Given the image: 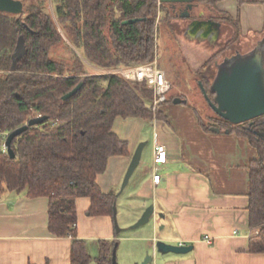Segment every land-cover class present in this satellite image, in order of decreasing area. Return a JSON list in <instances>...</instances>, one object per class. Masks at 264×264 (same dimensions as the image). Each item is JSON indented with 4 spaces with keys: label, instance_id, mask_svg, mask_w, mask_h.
Segmentation results:
<instances>
[{
    "label": "trees",
    "instance_id": "obj_1",
    "mask_svg": "<svg viewBox=\"0 0 264 264\" xmlns=\"http://www.w3.org/2000/svg\"><path fill=\"white\" fill-rule=\"evenodd\" d=\"M19 1L22 14L0 12V132L10 133L31 118L46 119L13 138V158L0 150V196L24 191L27 198H46L49 233L71 239L69 264H90L86 243L77 237L76 200L89 199V216L112 217L116 195L101 191L96 179L105 171L110 157L129 154L128 143L113 131L114 121H151L161 113L154 111L153 93L145 82L126 80L119 74H96L88 64L116 69L152 62L157 48V16L164 11L157 0H50L52 13L47 9L48 0ZM197 1L215 18L233 21L216 9L220 0ZM164 16L159 24L163 22L172 33L175 16L168 8ZM136 18L140 20L122 23ZM233 24L238 33L237 21ZM19 36L24 38L27 54L12 71L11 54ZM237 39L236 34L216 55L231 50ZM170 55L168 63L177 67L174 52ZM216 55L207 64L215 62ZM208 72H196L200 80L195 82L211 98L208 87L215 72ZM167 80L171 88L165 101L171 102L185 92L168 73ZM79 82L80 89L62 100ZM170 91L174 94L171 97ZM192 108L203 131H227L247 139L256 150L257 157L248 165L247 211L248 225L258 233L249 239L248 250L262 254L264 139L258 130L264 128V115L231 124L213 111L207 115L195 104ZM114 243L98 241V264H111Z\"/></svg>",
    "mask_w": 264,
    "mask_h": 264
},
{
    "label": "crops",
    "instance_id": "obj_2",
    "mask_svg": "<svg viewBox=\"0 0 264 264\" xmlns=\"http://www.w3.org/2000/svg\"><path fill=\"white\" fill-rule=\"evenodd\" d=\"M215 7L238 23V33L234 28L231 38L226 40L231 41L237 34L232 49L246 53L264 37V0H220ZM214 19L219 24L218 30L208 32L207 26L195 24L182 33L186 41L200 45L203 50H218L228 32L227 22ZM203 43L210 47H202ZM178 99L181 102H174ZM192 105L184 97L162 102L154 109L161 116L150 121L149 133L142 119L117 118L114 121L113 131L128 143L129 154L110 157L96 182L104 193H117L135 149L144 142L139 164L124 188H127L124 198L133 200L135 211L122 229L136 222L151 204L154 216L146 227L147 235L144 231L119 237L112 217L89 216V199L78 198L76 231L86 247L87 241L95 240L97 243L115 241L118 245L122 240L142 242L145 246L141 245L139 258L133 260L139 264L145 252L152 253L153 244L159 240L173 245H191L192 249L181 255H156V264H264V253L254 254L248 250L249 239L258 233L257 229L249 227L247 211L248 165L257 157L256 150L247 139L235 134L203 131ZM258 133L264 139V128ZM156 144L163 145L167 154L165 164L158 171V184L152 182L151 170ZM47 222L46 198H27L24 191L1 195L0 264H69L71 239L52 236Z\"/></svg>",
    "mask_w": 264,
    "mask_h": 264
},
{
    "label": "water",
    "instance_id": "obj_3",
    "mask_svg": "<svg viewBox=\"0 0 264 264\" xmlns=\"http://www.w3.org/2000/svg\"><path fill=\"white\" fill-rule=\"evenodd\" d=\"M160 3L170 4H186L181 18H189V11L192 9L194 0H158ZM0 12H5L13 15H19L23 12V5L19 0H0ZM139 18L125 20L123 24H130L139 21ZM200 26H207L208 32L218 30L219 24L213 20L195 21ZM195 23L193 22L191 27ZM27 54L25 41L23 36L17 38L14 50L11 54V66L13 71L17 68V64L22 61ZM82 82H79L71 91L66 93L62 100L68 99L75 94L81 87ZM209 93L212 95L208 98L205 90L201 87V92L206 99L210 109L222 119L231 124H241L250 121L256 117L264 115V37L258 40L255 46L246 53L235 52L229 57L223 58L222 61L215 63V74L208 87ZM178 103L181 100H175ZM150 108V105H147ZM45 117L31 118L21 127L8 133L5 139L7 146V155L14 157L13 151L10 148L11 141L14 137L21 134L28 127L42 123ZM214 132H219V129L214 128ZM226 133H228L226 131ZM145 143H140L135 149L125 175L123 177L120 192L128 184V181L134 170L139 164L141 152ZM154 216L153 205L147 206L139 219L131 226L132 228L148 224ZM112 219L116 232L118 228L116 221V207L112 209ZM116 249L115 242L111 251V264H116ZM191 245H173L164 241H156L153 244V252H145L142 261L139 264H156V255L165 254H186L191 251Z\"/></svg>",
    "mask_w": 264,
    "mask_h": 264
},
{
    "label": "rangeland",
    "instance_id": "obj_4",
    "mask_svg": "<svg viewBox=\"0 0 264 264\" xmlns=\"http://www.w3.org/2000/svg\"><path fill=\"white\" fill-rule=\"evenodd\" d=\"M203 6V5H202ZM47 9L52 13V4L51 1L48 0L47 3ZM205 10V9H204ZM197 10H194V14L196 13ZM206 11V10H205ZM210 15L209 12L206 11L205 14L203 15ZM163 15L166 16L165 11L161 15L158 14L157 16V21H156V26L159 25V27L156 30L155 33V43L157 45L156 48V63L159 69L163 70L165 73V76H167V73L169 74L171 80L177 84V87L181 88L184 90V94L181 97L187 98L190 103L195 104L197 106V109H203L202 114H207V115H212V110L210 109L209 106L205 103L202 92H201V85L195 82L196 79L200 80V74H207L208 70L210 73L213 74L215 72V66L214 63L220 62L223 60L225 57H229L233 55L235 52H240L238 49L234 47V49L228 50L226 52H221L218 55V51L223 49V46L226 40H229L231 38V35L233 33L234 29V21L233 20L231 23L227 22L226 28L228 32L226 35H224V40L221 42V46L219 47L218 50L215 49H205L203 50L200 49V45L198 46L196 43H188L186 41V38L183 36L182 31L188 24V20L184 19H177V20H171V25L173 32L171 33L167 29V25L163 24V22H160L159 24V19H163ZM164 16V17H165ZM175 29V30H174ZM241 39V38H240ZM225 41V42H224ZM223 44V45H222ZM218 45V44H215ZM202 47H210L208 46L207 43H203ZM242 49H244L243 44L241 45ZM170 51L174 52V61L177 62V67H173L168 63V58L171 57ZM216 55L215 62H210L207 64V59L209 58L210 55ZM211 58V56H210ZM153 59V60H154ZM207 60V61H206ZM206 61V62H205ZM212 61V60H211ZM203 64L209 65L205 66L206 70H204L202 67ZM201 72L200 74L196 75V72ZM208 72V73H209ZM175 89V88H174ZM176 94V93H175ZM173 92L169 94V97L173 96ZM121 121V120H119ZM146 124V132L149 133V131L152 129V122L144 120ZM149 148V145L147 146L146 149ZM0 150H1V145H0ZM146 155V150L145 154ZM151 161V158L149 159V162ZM127 189V188H126ZM125 189V190H126ZM124 190V189H123ZM124 190V191H125ZM120 192V189L115 195H118V198L116 200L117 207H116V221L118 228L121 230L118 232L119 237H126V236H134L137 234H140L145 231L144 234L147 235V230L146 227L150 225V223L145 224L143 226H140L139 228L132 229V225H129L125 229H122L123 223L128 222V218L130 216H133L135 208H134V202L131 198H124L126 195V191ZM114 193V192H113ZM122 193V194H121ZM123 198V200H121ZM124 223V224H125ZM115 229V227H114ZM116 231V229H115ZM117 243V249H116V264H135L136 261H133L134 258H139L143 248L142 246H145L144 243L140 242H131V241H124L122 240L121 242ZM87 250L89 252V255L91 257L90 264H98L96 258L99 255L98 253V243L97 240L91 242L87 241ZM139 255V256H138Z\"/></svg>",
    "mask_w": 264,
    "mask_h": 264
},
{
    "label": "built area",
    "instance_id": "obj_5",
    "mask_svg": "<svg viewBox=\"0 0 264 264\" xmlns=\"http://www.w3.org/2000/svg\"><path fill=\"white\" fill-rule=\"evenodd\" d=\"M96 74H119L126 80L145 82L147 86L152 90L153 99L152 107L155 109L159 104L166 100L167 93L171 88V84L167 80L163 70L159 69L154 59L150 63L142 64L136 67L129 68H98L88 64ZM1 151L7 154V146L5 145V139L8 133H1ZM167 159L166 149L161 144L154 145L153 159H152V182L158 184L160 175L158 174L159 168L165 164ZM209 238L205 237V241L209 242ZM181 245V244H180Z\"/></svg>",
    "mask_w": 264,
    "mask_h": 264
},
{
    "label": "flooded vegetation",
    "instance_id": "obj_6",
    "mask_svg": "<svg viewBox=\"0 0 264 264\" xmlns=\"http://www.w3.org/2000/svg\"><path fill=\"white\" fill-rule=\"evenodd\" d=\"M157 5L158 7H162L163 11H165V14L167 16V8L169 9V11H171L173 13V15L175 16V20L177 19H184V20H188V24L186 25V27L183 29L182 33L185 34L189 27H191L192 23L194 22L195 24L197 22L195 21H200V20H215L213 15H203L204 13V9H203V3L198 2L197 0H194L192 3V9L189 11L190 13V17L189 18H181L179 15L181 13H183L185 5L186 4H181V3H177V4H170V3H160L157 0ZM194 10H197L196 13L194 14ZM167 24V21H166ZM194 24V25H195ZM175 30V29H174Z\"/></svg>",
    "mask_w": 264,
    "mask_h": 264
}]
</instances>
